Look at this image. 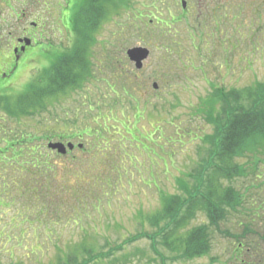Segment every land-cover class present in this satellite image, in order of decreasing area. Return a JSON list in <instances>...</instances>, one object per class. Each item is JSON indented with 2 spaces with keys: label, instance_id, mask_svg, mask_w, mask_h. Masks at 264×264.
<instances>
[{
  "label": "rangeland",
  "instance_id": "374dc122",
  "mask_svg": "<svg viewBox=\"0 0 264 264\" xmlns=\"http://www.w3.org/2000/svg\"><path fill=\"white\" fill-rule=\"evenodd\" d=\"M68 1L35 0L36 44L41 41L39 50H55L53 56L70 49L77 40L75 29L66 28L74 14L73 1ZM125 1L95 30L90 45L94 74L84 87L48 98L46 108L37 115H21L20 125L0 105V127L17 126L18 131L34 137L50 134L46 144L69 141L57 137L56 131L70 135L80 131L83 135L70 141L86 144L84 151L76 147L64 155L51 150L53 156L48 160L56 172L52 175L51 171L50 183L42 186L54 190L46 194L51 197L47 214H40L35 213V197L23 196L31 191L38 196L39 186L24 187L21 180L19 185L12 184L27 172L16 170V161L6 163L9 140L0 130V149L4 151L0 153V182L10 183L6 198L1 199L0 263L62 264L75 251L86 259L90 254L83 249L106 254L123 245L109 259L101 256L89 264H240V258L231 257L240 239L210 225L200 208L187 227L210 225L212 250L202 256H185L166 246L159 227L149 218L162 209L164 194L184 195V184L193 187V180L196 184L209 164L210 144L204 138L216 128L204 117L203 105L209 107L211 97L216 103L215 89L230 94L264 82V0H246L241 13L238 9L231 13L233 7L214 8L210 0L198 2V8L188 2L187 16L181 0ZM206 3L212 7L210 11L200 9ZM222 41L228 43L229 50H224ZM193 43L204 48L197 49ZM135 45L150 49L138 75L128 73L133 63L126 54L127 48ZM109 52L115 59L106 58ZM37 59L35 75L40 68ZM26 74L15 78L18 89L24 87ZM154 81L160 85L159 94ZM97 127L104 138L103 147H93L95 134L82 132ZM253 153L236 156L243 174L232 180L222 178L223 186H243L244 178L257 170L264 158V153ZM75 188L78 193H71ZM242 216L229 210L219 227L239 233ZM47 225H51L49 230ZM143 231L158 237L156 246L147 237L129 241Z\"/></svg>",
  "mask_w": 264,
  "mask_h": 264
},
{
  "label": "trees",
  "instance_id": "16d2710c",
  "mask_svg": "<svg viewBox=\"0 0 264 264\" xmlns=\"http://www.w3.org/2000/svg\"><path fill=\"white\" fill-rule=\"evenodd\" d=\"M72 1L71 8H73L74 14L69 21L70 23L68 22L66 26L69 31L75 29L77 34V40L73 42L72 47L68 50L57 51L58 53L53 56L55 50H39L37 44L35 46V58L37 59L38 57L37 60L40 61L41 65L39 64V72L35 75V81L31 85L34 91L30 88L24 94L0 96V105L6 110L9 117L14 119L19 125L21 124V115L28 112H35V115H37V112L43 111L46 108V104H48V98L60 96V94L66 95L76 88L84 87L86 81H91V75L94 74V61L91 55L93 47L90 45L94 44L95 30L98 29L97 26L108 13L115 9L117 10L123 3L127 2L125 0ZM226 46H223L224 50H229ZM107 57L110 60L115 59L110 52L106 54ZM137 70L133 66V68L128 70V73L137 75ZM215 91L218 99L215 98V94L213 98H215L216 103L211 100L212 97H208L209 99L207 101H211L208 103L209 107L205 103L203 105V107L206 106L205 111L202 110L205 115L204 117L209 123H213L216 128L214 133L208 134L204 138L210 144V148L207 151L208 157L210 158L208 160L209 164L204 167V172L196 184L195 180H193V187H187L186 183L184 184V195H167L163 192L162 209L158 211L154 218L150 217L149 219L154 220L159 227L160 239L163 240L166 246L175 250L178 254H185V256L191 257L202 256L212 250L213 240L210 225H215L225 235L240 239L231 252L232 258L239 259L242 252L240 246L241 236L245 229V224L243 223L244 217L242 216L244 212L243 202L247 191L243 182L240 191L233 183L223 186L220 180L222 178L232 180L234 177L243 174V166L237 164L235 160L237 158L236 156H243L246 152H254L253 154L257 155L264 153V82L258 81L244 89L233 90L230 94L223 92L222 89H215ZM0 130L3 131V138L9 140L5 149L9 151L10 158L7 157L5 159L7 161L6 163L12 165L10 162L16 161L19 167L14 166L15 169L27 172L26 175L22 174V177L19 179L17 177V180H13L12 184L14 186L19 185V181L21 180L24 187L39 186L37 187V191H39L38 196L33 195L34 192L32 191L31 193L24 192L23 196L28 197V194H31L32 197H35V213L47 214L48 198L51 197L46 194H51V191L54 189L42 185L50 183L51 179L49 175L51 171H53L52 175L56 172V169L49 164L50 162L48 160L50 156H53L51 150L54 151V148L49 147L48 143L53 140H50L47 144L45 142L46 137L50 139V134L45 135V137L35 134L34 137L31 134L24 133V131H18L17 126L13 128L10 125L7 127L2 125ZM63 132L56 131L58 133L57 137L69 139V141L65 142H70V139L74 136L83 135L80 131H78V134L74 131V135L68 134L67 131ZM82 132H86L85 134L89 135L95 134L93 147L104 146V142L101 141L104 138L102 133L99 132L98 127ZM79 143L83 145L79 146ZM76 147L84 151L86 144L81 141L78 143L74 142V147L68 149L74 150ZM0 153L3 154L4 151L0 149ZM67 153L58 152V155ZM97 155L96 153L93 157ZM256 156L253 157L255 158ZM198 168V172L196 171V173L200 171V167ZM255 171L252 170L251 175L254 176ZM6 186H10V183L6 181L4 183L0 182V188L2 187L0 190V209L3 208L1 199L6 198L4 194H8L5 191ZM63 189L66 190V188ZM71 191H73L71 193H78L77 189ZM59 192L61 190L57 191V193ZM10 196L13 197L14 201L17 200L14 193L12 195L10 194ZM43 196L45 197L41 201ZM75 197L76 200L79 199L77 195ZM31 200L28 199V201ZM197 208H200L201 211L206 213L209 217L210 225H197L188 228V222L195 217ZM229 210L233 214L241 213V229L239 233L232 231L230 233V230L219 227L222 220L227 218ZM162 220L164 221L163 225L159 223ZM50 226L47 225L46 229L49 230L48 227ZM185 230L186 232L184 233ZM177 232L179 234L175 235ZM171 236H174V240H170ZM141 237L151 238L154 246L158 243V237L156 235L154 237L150 236V233L147 231L137 233L129 241ZM122 248L123 245L117 246L115 250L106 254H104L106 251L100 254H91L94 248L90 250L82 248L90 256L82 259L83 257H80L79 252L75 251L74 254H69L63 259L61 263L89 264V260L101 256L106 260L114 255L115 252L122 250ZM111 260H114V258Z\"/></svg>",
  "mask_w": 264,
  "mask_h": 264
},
{
  "label": "flooded vegetation",
  "instance_id": "af4514ba",
  "mask_svg": "<svg viewBox=\"0 0 264 264\" xmlns=\"http://www.w3.org/2000/svg\"><path fill=\"white\" fill-rule=\"evenodd\" d=\"M200 1L205 0H186V5L183 6L182 4L185 16L189 15L188 2L191 6L198 8L199 4L197 3ZM210 1L213 2V7L217 9L224 7L227 10L228 7H233L231 13L235 12V9L241 13L247 4L246 0ZM202 7H206L207 11L212 8L209 3L202 5L200 9ZM239 17L241 18V16ZM35 27H38L37 22H35V0H0V96L24 94L30 88L34 89L31 85L35 81V46L37 45ZM219 33L222 34L223 32L220 31ZM207 36L210 37V34ZM214 39L217 40L215 37ZM225 42L218 43L223 47L228 44ZM240 42H242V37ZM193 44L197 49L204 48ZM210 48H213L212 45ZM132 63L135 66L134 62ZM144 68L143 65L137 72L140 73L139 71ZM24 72H27V80L24 82V87L18 89L17 84L15 85V78H19ZM155 83L157 86L154 85ZM159 86L157 81L153 82V88L157 94L160 92ZM71 150L73 149H68L67 152ZM243 183L247 192L243 202L245 229L241 236L240 264H264V158L260 160L254 176L250 172L244 178ZM150 236L154 237V234L150 233Z\"/></svg>",
  "mask_w": 264,
  "mask_h": 264
},
{
  "label": "water",
  "instance_id": "95a60500",
  "mask_svg": "<svg viewBox=\"0 0 264 264\" xmlns=\"http://www.w3.org/2000/svg\"><path fill=\"white\" fill-rule=\"evenodd\" d=\"M183 6L186 5V0H183ZM150 54V49L146 46L142 45H136L129 47L127 49V55L128 57L135 62V65L137 68H141L144 64V60L149 56ZM157 86V84H154ZM82 143H79V146H82ZM48 146L54 149H57L61 153L67 152L68 148H73L74 143L73 142H63V141H50L48 143Z\"/></svg>",
  "mask_w": 264,
  "mask_h": 264
}]
</instances>
